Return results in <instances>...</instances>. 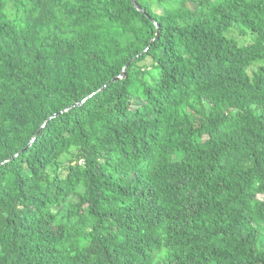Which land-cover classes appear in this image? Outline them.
<instances>
[{
	"label": "trees",
	"instance_id": "trees-1",
	"mask_svg": "<svg viewBox=\"0 0 264 264\" xmlns=\"http://www.w3.org/2000/svg\"><path fill=\"white\" fill-rule=\"evenodd\" d=\"M259 226L264 0H0V264H264Z\"/></svg>",
	"mask_w": 264,
	"mask_h": 264
},
{
	"label": "rangeland",
	"instance_id": "rangeland-1",
	"mask_svg": "<svg viewBox=\"0 0 264 264\" xmlns=\"http://www.w3.org/2000/svg\"><path fill=\"white\" fill-rule=\"evenodd\" d=\"M228 37L234 38L237 41H239L241 44H249L252 42L253 35L251 34L250 30L242 27V26H235L233 29H231L227 33ZM145 67H147V73L145 75V80L148 81L149 83H152V78L157 75V70L153 67L152 61L147 60L145 63H143ZM257 70V66L253 67L250 69V74L252 75L254 71ZM76 150L73 149L71 153L66 154L62 159H61V164L64 166L68 164L73 158H74V152ZM261 229V236H260V246L264 248V233L262 230V227L259 226Z\"/></svg>",
	"mask_w": 264,
	"mask_h": 264
},
{
	"label": "water",
	"instance_id": "water-1",
	"mask_svg": "<svg viewBox=\"0 0 264 264\" xmlns=\"http://www.w3.org/2000/svg\"><path fill=\"white\" fill-rule=\"evenodd\" d=\"M133 2L136 4V0H133ZM136 6H137L138 10L142 11L141 8L138 5H136ZM124 76H125V72H124V74L121 77L117 78V80L118 79H122Z\"/></svg>",
	"mask_w": 264,
	"mask_h": 264
}]
</instances>
